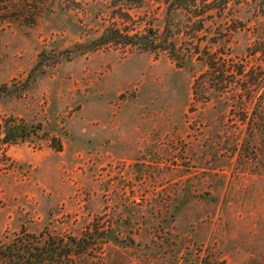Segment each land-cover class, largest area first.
<instances>
[{"label": "rangeland", "instance_id": "obj_1", "mask_svg": "<svg viewBox=\"0 0 264 264\" xmlns=\"http://www.w3.org/2000/svg\"><path fill=\"white\" fill-rule=\"evenodd\" d=\"M222 1L0 4V243L98 244L80 264H264V104L242 81L224 98L196 84L206 54L260 82L264 0ZM111 28L148 48L96 42ZM6 125L23 140L5 144Z\"/></svg>", "mask_w": 264, "mask_h": 264}, {"label": "trees", "instance_id": "obj_2", "mask_svg": "<svg viewBox=\"0 0 264 264\" xmlns=\"http://www.w3.org/2000/svg\"><path fill=\"white\" fill-rule=\"evenodd\" d=\"M1 5L6 10V14L10 13L9 17H15V15L24 12L25 8H31V16L36 17L34 12L39 9L42 10L48 0H0ZM127 1V0H123ZM179 3V6L188 8L195 4V0H175ZM202 5L207 6L205 12L216 11L214 5L217 0H200ZM30 3V4H28ZM228 4V0H223L220 4L221 9H224ZM18 8V9H16ZM21 9V10H20ZM218 10V9H217ZM10 11V12H9ZM40 11V10H39ZM127 17V16H126ZM200 23H203L200 20ZM201 25V24H200ZM100 45H115L121 47H135L148 48L147 44H144L142 37L137 34H129V32H121L117 28L107 29L96 40ZM173 41L168 42L167 39H163L161 46L159 45L160 52H167L169 55H174ZM254 52L253 55H256ZM264 55V51L260 52ZM206 62H203V66L206 68L205 72L200 75L196 80L198 84L199 80L203 78H209L215 81V89L221 97H225L227 93L231 91V87L238 86V81H242L240 89H236V93H245L247 97L244 98L245 103L251 104L256 99L260 104H264V77L257 84L256 80H251V74L246 71L245 67L239 68L236 72L232 70V66L222 58L216 57L214 54H206ZM233 63V62H231ZM229 77H232L233 82L229 81ZM240 78L234 82V79ZM248 80V81H247ZM238 91V92H237ZM240 93V94H241ZM3 142L5 144L13 142L18 139L23 140L22 131L17 126L6 125L4 128ZM87 241H92L87 240ZM84 238L70 239L69 242H64L60 239L49 238L45 239L44 235H25L20 233L15 235L9 242L0 243V264H80V261L84 260V256L90 249H100L99 245L92 244L91 247L87 245ZM90 247V248H89Z\"/></svg>", "mask_w": 264, "mask_h": 264}]
</instances>
